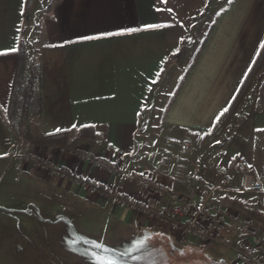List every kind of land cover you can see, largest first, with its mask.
<instances>
[{"label": "crops", "instance_id": "crops-1", "mask_svg": "<svg viewBox=\"0 0 264 264\" xmlns=\"http://www.w3.org/2000/svg\"><path fill=\"white\" fill-rule=\"evenodd\" d=\"M178 1L0 0V213L30 224L22 244L21 238H15L26 256L37 253L50 258L57 256V249L73 253L77 249L69 247L71 241L87 245V240H98L105 246L98 235L81 229L82 222L104 220L130 230L109 240L119 244L117 249L132 240L130 255L150 252L154 245L149 242H167L166 236H172L180 246L218 244L241 264L235 250L225 244L194 237L184 241L170 224L83 191L24 160L21 144L28 140L14 131L9 118L18 52L25 50L33 63H40L41 73V102L32 122L44 134L69 131L58 143H31L37 151L59 165H69L82 177L141 198L126 173L109 174L80 159L73 152L79 146L117 162L125 172L148 174L197 199L205 189L197 188L191 175L182 172L186 166L160 170V139L150 138L148 130L164 128L175 140L199 145L226 123L224 116L237 108L259 75L257 66L264 62V53L258 61L264 49V0H229L206 26L202 21L194 25L189 18L185 22L170 18L168 9L172 12V3ZM12 48L17 50L9 51ZM257 79L252 107L219 161L241 155L257 168L264 186V76ZM30 120L19 129H28ZM149 145L157 147L149 151ZM213 182L214 176L209 188ZM242 182L241 173L233 174L229 189L215 198L226 213L219 236L233 242L247 222L254 235L250 239L257 235L264 240V203L222 202L227 194L241 201L255 194L242 192ZM179 184L183 187L178 189ZM228 258L221 252L218 260Z\"/></svg>", "mask_w": 264, "mask_h": 264}, {"label": "rangeland", "instance_id": "rangeland-1", "mask_svg": "<svg viewBox=\"0 0 264 264\" xmlns=\"http://www.w3.org/2000/svg\"><path fill=\"white\" fill-rule=\"evenodd\" d=\"M228 1L229 0H179L176 5H173L175 2L172 3L174 9L172 12L170 11V18H175L177 21L182 20V22H185L187 18H189V22L194 25L199 24L202 21L201 25L206 26L212 22L215 15L228 3ZM32 54L35 59V52L32 51ZM262 64L263 65L261 66H257V68H261L259 69V75L264 76V62ZM259 75L257 78H259ZM257 78L251 82L252 85L250 89L244 94L237 108L234 109V111L231 110L228 116H224L226 123L216 127L213 130L211 137H209L207 141L204 140L199 145H195L191 140L192 142L187 141L190 145L186 147L184 146L186 140H175V137L170 136L169 131L164 128H160V130L158 129L157 131L148 130L150 138L160 139V158L157 160L160 170L172 172L179 170V166H186V169L182 170V172L191 175L190 178L197 185V188L209 189L211 178L215 176L216 167L221 163L219 161L221 155L226 151L225 147L227 148L237 127H239L245 119L249 111L248 109L252 107L256 96L255 91L259 84ZM243 137L244 135L241 134L239 138ZM149 147L151 148L149 151H154V148H156L157 145H149ZM178 148H180V150ZM180 160L182 161L180 162ZM192 166H195L197 169ZM196 185L191 186L189 189L192 191L196 188ZM222 198L224 200L222 202L229 204L232 201L240 204H242V202L247 204L256 203L260 206L264 203L263 192L248 194L245 199H242L244 201H241L239 197H236L233 194L224 195ZM28 227L30 228V224L0 213V264H31L28 263L29 258H31L30 261H33L35 264H53L54 262V264H92L89 260L93 259H88L87 257L91 254H87L88 252L91 253L92 251H95L94 245L100 244L98 240H87V246L80 245L77 241H71L68 242L69 247L77 249L73 253L57 249L55 251L57 256L46 258L43 255L36 253L33 257H29L26 256V253L28 252L22 251L18 247L19 243L22 244L25 241L23 232H26L25 230H27ZM81 227L83 232H90V234L98 235V237L103 239L102 241L105 240V242H107L106 245L108 244L107 247L110 248H117V245H119L115 242L109 241L110 239L120 235H126V232L130 231L128 228L120 224H106L104 220L99 224L93 223L92 221L82 222ZM37 229L39 233H43L42 228L39 227ZM34 233L38 234L37 231ZM12 237H14V239H12ZM16 237L21 238L19 243L15 240ZM161 240L162 239L155 242H149V244L154 245V247L150 249V252H148L149 250L135 251L133 255L119 259H125L131 264H138L140 257H143L144 259L139 264H236L232 259L231 252L225 248L221 249L218 244L208 243V245L203 244L206 246H180L172 236H166L167 242H162ZM36 241L35 244L38 243ZM128 244L129 246L125 245L124 247L119 248L118 251L130 255L132 252L130 250L132 240L131 242H128ZM171 246H174V248ZM203 247H205V251L202 249ZM221 252L223 255L227 254L229 257L228 259H225L224 262L218 260ZM147 256H149V258Z\"/></svg>", "mask_w": 264, "mask_h": 264}, {"label": "built area", "instance_id": "built-area-1", "mask_svg": "<svg viewBox=\"0 0 264 264\" xmlns=\"http://www.w3.org/2000/svg\"><path fill=\"white\" fill-rule=\"evenodd\" d=\"M189 145V142H184V146ZM21 147L20 154L24 160L33 162L38 168L49 170L60 178L72 181L77 188L83 191L103 195L114 204L146 216L150 220L170 224L182 233L184 241L194 237L203 242L225 244L235 250L236 258L241 264H264V240L257 235L253 241L250 239L252 233L247 222L241 226V236L233 242L224 241L218 233V227L224 222L226 213L223 212L215 198L218 193L229 189L233 174L237 172L242 174L243 182L240 188L242 192L264 191L257 168L241 155L233 154L222 161L216 167L212 187L202 190L197 199H194L193 196L177 192L171 185L148 174L138 171L125 172L113 160L92 155L79 146L73 149L80 159L90 160L109 174L126 173L127 179L133 183L141 195V198H138L106 182L80 176L69 165H59L44 156L29 142L22 143Z\"/></svg>", "mask_w": 264, "mask_h": 264}, {"label": "trees", "instance_id": "trees-1", "mask_svg": "<svg viewBox=\"0 0 264 264\" xmlns=\"http://www.w3.org/2000/svg\"><path fill=\"white\" fill-rule=\"evenodd\" d=\"M263 53L264 49L262 50V54L258 58V61L263 56ZM40 83V63H33L32 57L29 53L25 50H20L18 52V63L10 98V122L14 131L20 133L21 138L24 140H28L37 145L58 143L62 136L68 135L69 131L44 134L39 130L38 125L32 122L38 114L37 106L39 107L41 102ZM29 119H31L29 121L31 122L29 123L30 127L24 131L20 130V125ZM86 129L88 128H83L82 131ZM0 161L2 160L0 159ZM182 187V184H179L178 189ZM97 245H94L95 250L99 254L111 257L116 261V264H131L125 259H119L131 255L120 253L117 248H110L107 246L106 247L109 251L105 253L103 247H97Z\"/></svg>", "mask_w": 264, "mask_h": 264}, {"label": "snow or ice", "instance_id": "snow-or-ice-1", "mask_svg": "<svg viewBox=\"0 0 264 264\" xmlns=\"http://www.w3.org/2000/svg\"><path fill=\"white\" fill-rule=\"evenodd\" d=\"M168 11H171V9H168ZM147 27L156 28V27H161V25H148ZM16 50L17 49L12 48L9 51L15 52ZM178 51H179V49H177V52ZM0 54H3V53H0ZM153 83H155V81H153ZM224 111L226 112L227 109H224ZM221 114H223V113H221ZM57 131H59V130H57ZM262 131H264V130H262ZM97 247H103V250L105 253L109 251L106 246L97 245ZM92 258L96 262V264H116V261L114 259H112L111 257L104 255V254L92 253Z\"/></svg>", "mask_w": 264, "mask_h": 264}, {"label": "flooded vegetation", "instance_id": "flooded-vegetation-1", "mask_svg": "<svg viewBox=\"0 0 264 264\" xmlns=\"http://www.w3.org/2000/svg\"><path fill=\"white\" fill-rule=\"evenodd\" d=\"M82 245H83V246H87V245H85V244H82ZM82 249H83V248H82ZM83 250H84V249H83ZM92 253H95V252H93V251H92L91 253L88 252L87 255H90V254H91V255H90V256L85 255V256H87L88 258L93 259V258H92ZM93 261H94V260H93Z\"/></svg>", "mask_w": 264, "mask_h": 264}]
</instances>
